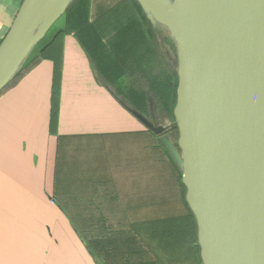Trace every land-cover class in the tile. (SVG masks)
Returning a JSON list of instances; mask_svg holds the SVG:
<instances>
[{
	"label": "water",
	"instance_id": "1",
	"mask_svg": "<svg viewBox=\"0 0 264 264\" xmlns=\"http://www.w3.org/2000/svg\"><path fill=\"white\" fill-rule=\"evenodd\" d=\"M137 1L176 42L179 89L168 127L132 113L183 170L203 263L264 264V0ZM73 2L25 0L0 45V92Z\"/></svg>",
	"mask_w": 264,
	"mask_h": 264
},
{
	"label": "trees",
	"instance_id": "2",
	"mask_svg": "<svg viewBox=\"0 0 264 264\" xmlns=\"http://www.w3.org/2000/svg\"><path fill=\"white\" fill-rule=\"evenodd\" d=\"M115 1L96 9L98 17L91 22L92 0H74L57 39L74 34L109 90L150 122L157 111L167 126L175 121V71L140 3ZM55 80L53 132L59 121V71ZM159 137L147 130L117 140L115 156L103 157L100 166L83 156L85 151L77 156L80 146L72 138L59 139L53 201L99 264H174L171 258L202 262L187 188Z\"/></svg>",
	"mask_w": 264,
	"mask_h": 264
},
{
	"label": "crops",
	"instance_id": "3",
	"mask_svg": "<svg viewBox=\"0 0 264 264\" xmlns=\"http://www.w3.org/2000/svg\"><path fill=\"white\" fill-rule=\"evenodd\" d=\"M24 2L0 0V45ZM115 2L92 0L91 22L96 9ZM60 32L37 46L0 92V264H99L53 201L59 139L72 138L80 146L77 156L85 151L100 166L103 157L117 152V140L148 130L136 110L103 84L75 35L57 39ZM58 71L55 137L51 111Z\"/></svg>",
	"mask_w": 264,
	"mask_h": 264
},
{
	"label": "rangeland",
	"instance_id": "4",
	"mask_svg": "<svg viewBox=\"0 0 264 264\" xmlns=\"http://www.w3.org/2000/svg\"><path fill=\"white\" fill-rule=\"evenodd\" d=\"M65 21H66V19H65V17L64 16H62L54 25H53V27L50 29V31H49V34L47 35V37L45 38V40H43L41 43H39V45H38V49L40 48V47H42L44 44H46L48 41H49V39L52 37V35H54L55 33H57L59 30H62L64 27H65ZM155 33H156V42H157V44H159V47H160V50L162 51V47H166L165 48V50H169V49H167V48H170V46H169V44H170V42L172 43V45H173V47H174V50L172 51V50H169V52H168V54L167 55H163L164 57H165V59H166V61L170 64H172V68H173V70L175 71V84H177V86H178V88H177V92H176V94H175V108H176V106H177V102H178V89H179V75H178V55H177V47H176V42L172 39V37H170V35H169V32H168V30L165 28V27H162V28H158V27H156V30H155ZM161 38V39H160ZM165 40V41H164ZM163 41V42H162ZM168 42V43H165V42ZM171 45V44H170ZM163 54H165V52L163 53ZM175 121H176V118H175ZM169 125V124H168ZM168 125L166 126H164L163 125V127H168ZM135 130H141V129H133L132 131H135ZM150 131V130H149ZM166 131H168V130H166ZM55 132V131H54ZM53 136H55V137H57L58 136V134H57V130H56V132L54 133V134H52ZM159 139H160V137H159ZM179 146V145H178ZM176 149H177V151H178V154L180 155V156H182V151H181V149H180V147H175ZM103 150L105 151V148H103ZM109 149H106V151H108ZM168 152V151H167ZM115 153V151H111L110 152V154H114ZM169 153V152H168ZM169 155H170V153H169ZM115 156V155H114ZM170 157L172 158V156L170 155ZM172 160L174 161V163H175V165H176V167H177V169L181 172V174H182V178H183V170H182V168L180 167V166H178V164L175 162V160L172 158ZM79 236V235H78ZM167 254V253H166ZM166 254L163 252V255L165 256V257H167L166 256ZM170 257H171V255H169L166 259H168V260H170ZM201 258H202V256H201ZM173 261H174V264H182L180 261H179V263H177L176 261H177V259L175 258H171ZM200 259V258H199ZM198 259V260H199ZM171 261V260H170ZM187 263H189V264H191V260H190V258H188L187 260ZM198 264H204L203 263V260H202V262L200 263H198Z\"/></svg>",
	"mask_w": 264,
	"mask_h": 264
},
{
	"label": "flooded vegetation",
	"instance_id": "5",
	"mask_svg": "<svg viewBox=\"0 0 264 264\" xmlns=\"http://www.w3.org/2000/svg\"><path fill=\"white\" fill-rule=\"evenodd\" d=\"M164 41H165V40H164ZM165 43H168V42L166 41ZM170 44H171V45H170ZM170 44H169L170 48H167V49L173 51V50H174V47H173V45H172L171 42H170ZM165 48H166V47H162V53L165 52L164 55H167L168 52H169V50L167 51V50H165ZM151 118H152V120H153L152 122H154L155 125H157V126H163L162 122L160 121L161 116L157 113V111L152 112V114H151ZM169 130H170V129H169ZM169 130L166 131L164 134H169V133H171V131L169 132ZM170 136L172 137V140L175 141V147L178 148V147H179V146H178L179 130H178L177 128H175V134H173V132H172Z\"/></svg>",
	"mask_w": 264,
	"mask_h": 264
}]
</instances>
